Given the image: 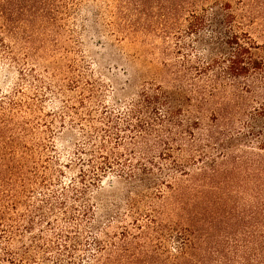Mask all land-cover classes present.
Returning a JSON list of instances; mask_svg holds the SVG:
<instances>
[{
	"label": "trees",
	"instance_id": "obj_1",
	"mask_svg": "<svg viewBox=\"0 0 264 264\" xmlns=\"http://www.w3.org/2000/svg\"><path fill=\"white\" fill-rule=\"evenodd\" d=\"M118 1L160 62L113 75L120 110L74 181L48 191L30 123L0 98V264H264V0ZM76 3L0 0V57H40Z\"/></svg>",
	"mask_w": 264,
	"mask_h": 264
},
{
	"label": "rangeland",
	"instance_id": "obj_2",
	"mask_svg": "<svg viewBox=\"0 0 264 264\" xmlns=\"http://www.w3.org/2000/svg\"><path fill=\"white\" fill-rule=\"evenodd\" d=\"M118 6V0H78L58 42L29 53L40 57L27 60V50L20 48L15 52L18 63L0 57V98L18 102L21 119L30 123V143L40 172L54 183L48 191L59 192L79 176L76 159L88 158L81 149L101 141V116L106 109L120 110L113 75L123 82L160 62L153 47L161 40L143 32L125 33ZM85 133L92 139L88 141ZM117 180L110 173L100 187L91 189L94 215L101 214L97 199L101 186H117ZM42 192L37 189V196ZM83 231L89 247L93 232L88 225Z\"/></svg>",
	"mask_w": 264,
	"mask_h": 264
}]
</instances>
